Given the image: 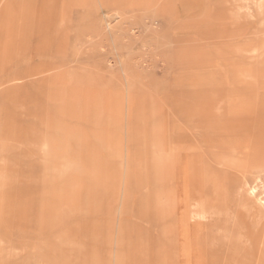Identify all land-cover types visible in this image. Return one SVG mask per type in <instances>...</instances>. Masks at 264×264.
I'll list each match as a JSON object with an SVG mask.
<instances>
[{
    "label": "rangeland",
    "instance_id": "rangeland-1",
    "mask_svg": "<svg viewBox=\"0 0 264 264\" xmlns=\"http://www.w3.org/2000/svg\"><path fill=\"white\" fill-rule=\"evenodd\" d=\"M0 264H264V0H0Z\"/></svg>",
    "mask_w": 264,
    "mask_h": 264
},
{
    "label": "bare ground",
    "instance_id": "bare-ground-1",
    "mask_svg": "<svg viewBox=\"0 0 264 264\" xmlns=\"http://www.w3.org/2000/svg\"><path fill=\"white\" fill-rule=\"evenodd\" d=\"M262 42V41H261ZM240 85V84H239ZM3 86V85H2ZM83 102V101H82ZM93 117V116H92ZM72 180V179H71ZM93 228V227H92ZM94 229V228H93ZM188 248V247H187ZM97 263V262H96Z\"/></svg>",
    "mask_w": 264,
    "mask_h": 264
}]
</instances>
